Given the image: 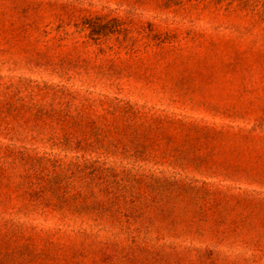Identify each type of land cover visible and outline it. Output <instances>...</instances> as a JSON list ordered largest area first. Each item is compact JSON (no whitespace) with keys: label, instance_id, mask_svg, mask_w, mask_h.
Masks as SVG:
<instances>
[{"label":"rangeland","instance_id":"1","mask_svg":"<svg viewBox=\"0 0 264 264\" xmlns=\"http://www.w3.org/2000/svg\"><path fill=\"white\" fill-rule=\"evenodd\" d=\"M0 264H264V0H0Z\"/></svg>","mask_w":264,"mask_h":264}]
</instances>
